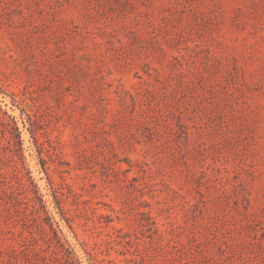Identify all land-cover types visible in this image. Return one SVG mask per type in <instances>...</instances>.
Masks as SVG:
<instances>
[{"label": "rangeland", "instance_id": "374dc122", "mask_svg": "<svg viewBox=\"0 0 264 264\" xmlns=\"http://www.w3.org/2000/svg\"><path fill=\"white\" fill-rule=\"evenodd\" d=\"M69 252L264 264V0H0V264Z\"/></svg>", "mask_w": 264, "mask_h": 264}, {"label": "trees", "instance_id": "16d2710c", "mask_svg": "<svg viewBox=\"0 0 264 264\" xmlns=\"http://www.w3.org/2000/svg\"><path fill=\"white\" fill-rule=\"evenodd\" d=\"M36 196H37V198L40 199V202H43V200L41 199V197L39 196V194H38L37 191H36ZM42 207H45V206L42 205ZM35 210H37V212H38L39 209H37V207L35 206ZM45 217L49 220V222L53 223V217H51V216L48 214L47 211H46V216H45ZM54 231L56 232L55 229H54ZM69 253L72 254V256H71V263H72V264H81L80 261H79V259L73 255V252H69Z\"/></svg>", "mask_w": 264, "mask_h": 264}]
</instances>
